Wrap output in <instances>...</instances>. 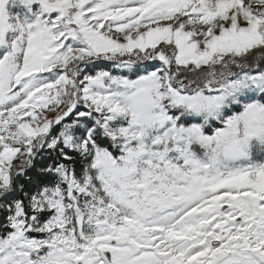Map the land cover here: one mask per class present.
Masks as SVG:
<instances>
[{"label":"snow or ice","instance_id":"snow-or-ice-1","mask_svg":"<svg viewBox=\"0 0 264 264\" xmlns=\"http://www.w3.org/2000/svg\"><path fill=\"white\" fill-rule=\"evenodd\" d=\"M0 264H264V0H0Z\"/></svg>","mask_w":264,"mask_h":264}]
</instances>
